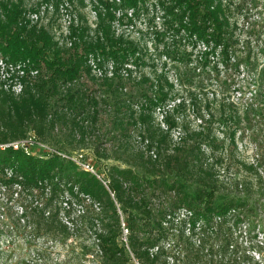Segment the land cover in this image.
<instances>
[{"label":"trees","instance_id":"16d2710c","mask_svg":"<svg viewBox=\"0 0 264 264\" xmlns=\"http://www.w3.org/2000/svg\"><path fill=\"white\" fill-rule=\"evenodd\" d=\"M143 2L146 0H120L123 6L132 10ZM2 10L0 57L11 61L30 60L40 68V76L25 85L19 95L5 90L0 81V145L19 141L30 129L42 139L54 128L58 115L55 119L48 118L52 112L51 101L64 93L70 94L77 83L92 74L88 63L90 55L101 58L99 66L102 68V57H119L125 65H130V57L138 52L133 42L125 40L123 35H116L113 25L117 17L110 10L97 14L98 35L93 41L82 40L81 31L72 28L71 37L79 38L83 45L74 40V50L69 54L50 31L38 28L26 19L21 4L3 3ZM169 13L173 22L186 34L203 42L206 50L220 46L228 50L232 25L222 0H172ZM127 70L129 76L132 69ZM261 72L264 74V67ZM115 79L116 75L103 81L118 92ZM145 82L154 93L139 95L138 101L121 96L119 109L112 119V154L104 158L127 165L126 168H109L114 197L95 176L80 170L73 160L57 152L28 155L13 146L0 148V195L7 189L43 195L46 198L42 201L45 229H67L60 211L56 214L48 211L53 194L59 195L68 210L66 217L70 221L67 222L78 221L83 230L95 234L103 264H135L128 253H133L139 264H182L183 258L190 264H234L228 256H238V253L229 252L234 250L236 228L246 218L241 212L248 205L245 200L220 199L217 194L221 186L233 187L235 184L238 188L242 185L240 181H233L235 174L229 167L222 170L224 155L212 152L209 155L206 151L208 144L215 145L217 150L221 148L212 133L204 128L191 129L188 121L176 116V111L186 110L191 102L187 104L186 99H179L175 107L166 110V102L173 98V84L167 83L170 89L166 90L161 80L147 79ZM69 83L74 84L68 87ZM251 83L258 85L257 94L261 96L264 75L255 77L254 74ZM84 92L77 90V94L70 95L69 101L84 103L94 114L93 104L97 101L93 97H84ZM214 105L207 99L204 102L196 99L192 104L201 123L213 120ZM230 105L236 107L234 102ZM226 106L224 103L223 108ZM158 109L162 111L160 122L155 117ZM62 120L72 123L69 134L80 137V147L84 146L87 134L94 132L89 118L81 122L64 113ZM85 121L90 124L91 133L86 130ZM135 128L140 132L141 148L131 145ZM176 130H179V141L174 137ZM246 170L262 180L257 166H246ZM50 193L53 194L49 196ZM89 209H92L91 214H88ZM75 210L79 216L72 217ZM120 211L126 216V222L121 221ZM123 224L129 232L127 246L119 240L124 232ZM263 249L259 248L260 251ZM213 258L219 260L214 262ZM247 263L252 261L247 260Z\"/></svg>","mask_w":264,"mask_h":264},{"label":"rangeland","instance_id":"374dc122","mask_svg":"<svg viewBox=\"0 0 264 264\" xmlns=\"http://www.w3.org/2000/svg\"><path fill=\"white\" fill-rule=\"evenodd\" d=\"M222 1L232 25L228 50H223L221 46L206 50L203 42L181 30L169 13L172 0H146L136 10H129L116 0H0V18L4 14L3 3L21 4L29 21L28 13L51 3L54 10L49 14V21L31 23L55 35V41L69 54L74 47L65 44V36L61 31V5L69 11L74 21L73 27L81 31L80 37L84 41L97 38V14H105L107 10L116 14L118 20L113 25L116 35H123L125 40L133 42L138 49L137 54L130 57V65H125L119 57L101 56L104 61L103 69L113 67L116 73L114 84L119 86V91L110 89L103 79L96 78L93 74L85 76L70 94L64 93L65 97L63 94L52 99V112L48 118L55 119V115L59 116H56L55 127L49 129L42 139H39L35 130L30 129L27 136L19 140L20 143L26 144L29 151H38L39 155L57 152L64 157H72L79 163H87L111 181L109 168L127 167L113 158H104L105 155L112 154L114 135L110 131L113 127L112 119L119 109L118 99L122 96V99L134 98L138 101L139 95L150 96L154 92L145 82L147 79L161 80L166 90L170 89L167 83H172L173 98L166 102L167 107L164 109L175 107L179 99H186L187 104L191 102L186 110L176 111V116L182 121H188L191 129L204 128L212 133L221 148L217 150L215 145L208 144L206 151L209 155L211 152L224 155L222 170L229 167L235 174L233 181H240L242 185L238 188L237 185L234 187L235 184L233 187L221 186L217 194L220 199L236 197L245 200L248 205L241 213L249 220L245 218L237 226L234 250L229 252L238 253V256L228 257L233 259L234 264H248L247 260H251V264H264V249L259 250L264 247V93L258 95V85L251 83L254 74L255 77L258 74L264 75L261 72L264 67V0ZM75 41L83 45L79 38ZM129 68L132 71L127 76ZM27 84L29 83L25 85ZM77 90H84V97L95 98L97 104H93L94 114L84 103L73 104L69 101L70 95L77 94ZM174 97L178 99L174 101ZM196 99L199 102L207 99L215 103L212 106V121L201 123L197 118L199 113L192 106ZM231 102L236 103V107H232ZM220 103L222 106H219ZM224 103L227 105L225 109ZM64 113L81 122L85 118L91 120L94 132L90 130L88 121H85V125L93 136L87 134L84 146L80 147V137L69 134L73 125L62 120ZM155 117L160 122V109L156 111ZM132 133L131 145L141 148L139 129L135 128ZM178 136L179 130H176L174 137L177 141ZM250 165L258 167L262 180L246 170V166ZM0 197V264H103L95 234L83 230L78 226V221L72 219L73 223L67 222L68 210L59 195L55 197L53 194L48 211L52 214L60 211L59 215L64 219L67 229H45L42 201L46 198L43 195L7 189L1 191ZM79 208L81 207L76 209ZM91 210H88V214H91ZM108 214L106 212V216ZM77 216L79 213L75 210L72 217ZM120 216L121 221L126 222L122 211ZM128 235L129 232L124 230L119 237L120 242L126 246ZM127 251L130 252L128 247ZM128 254L135 264H139L133 253ZM213 259L214 262L219 260ZM180 261L182 264H190L184 258Z\"/></svg>","mask_w":264,"mask_h":264},{"label":"built area","instance_id":"2783aa9c","mask_svg":"<svg viewBox=\"0 0 264 264\" xmlns=\"http://www.w3.org/2000/svg\"><path fill=\"white\" fill-rule=\"evenodd\" d=\"M119 1L120 0H116ZM68 5V4H67ZM54 10V7L51 3H46V5H41L39 10L33 13H28L27 17L30 18L32 22H44L49 21V14H51ZM132 10V9H129ZM61 15V28L62 33L65 36V44L68 47H72L74 44V40L71 37V30L74 25V21L72 16L69 14V11L65 9L64 5H61L60 10ZM116 15V14H115ZM98 18V17H97ZM118 19H116L117 21ZM115 21V22H116ZM114 22V23H115ZM55 38V35H53ZM100 57L95 58L94 55H90L88 58V63L91 69L92 74L96 78L104 79V78H112L115 75L113 67L110 69H103L104 67L99 66ZM40 76V68H38L32 61H11L9 59H5L0 57V81L3 83V87L5 90L10 91L16 95H19L23 92L26 83H31L35 81ZM76 83V81L74 82ZM74 83H69L68 86H72ZM13 146L16 150L22 149L28 155L31 154H39L38 151H29L28 146L24 143H20V141H16L6 145H0V148L4 149L6 147ZM154 154V152H151ZM61 155V154H60ZM64 156V155H63ZM76 163V165L83 171L92 173L110 192L112 196L114 193L111 191L110 185L111 181L106 178V176L98 173L87 163H79L77 160L72 157L65 156ZM80 165V166H79ZM66 206V204L64 203ZM79 212H83L81 208L78 209ZM123 228L125 231L128 230L125 228V224H123ZM127 239V238H126Z\"/></svg>","mask_w":264,"mask_h":264}]
</instances>
